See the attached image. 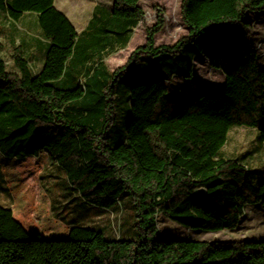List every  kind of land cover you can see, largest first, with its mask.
I'll return each instance as SVG.
<instances>
[{
	"label": "trees",
	"instance_id": "16d2710c",
	"mask_svg": "<svg viewBox=\"0 0 264 264\" xmlns=\"http://www.w3.org/2000/svg\"><path fill=\"white\" fill-rule=\"evenodd\" d=\"M54 1L0 0V13L14 20L36 12L48 42L37 74L20 47L12 54L18 72L0 55V167L13 196L12 207L0 205V264H264V238L157 236L159 214L218 231L237 227L246 205H264V176L256 179L241 158L221 156L234 126L256 128L264 143V69L247 20L248 12L264 11V0H182L185 36L157 45L160 12L146 27L145 43L110 70L104 59L111 39L126 47L145 15L141 0H113L110 12L91 19L90 29L100 26L102 54L70 85L62 79L79 34ZM196 56L221 70L225 81L179 105L167 82L192 78ZM140 64L146 77H132L119 94L121 76ZM158 64L175 70L153 72ZM117 111L127 121L114 141ZM55 164L92 205L112 208L127 198L135 237L110 238L55 213L40 180L43 168Z\"/></svg>",
	"mask_w": 264,
	"mask_h": 264
},
{
	"label": "rangeland",
	"instance_id": "374dc122",
	"mask_svg": "<svg viewBox=\"0 0 264 264\" xmlns=\"http://www.w3.org/2000/svg\"><path fill=\"white\" fill-rule=\"evenodd\" d=\"M101 2L110 7L112 0H101ZM181 3L182 0H141L140 5L145 11L144 18L134 31L128 46L129 49H121L108 57L109 67L115 69L123 65L132 50L145 43L146 27L156 22L160 12L164 16V27L156 34L157 45H172L179 38L185 36L188 33V28L181 16ZM67 5L72 7L70 3ZM91 11L89 10V15H91ZM247 20L251 24L250 43L258 54L260 66L264 69V11L248 12ZM2 56L7 61V68L12 70L14 65L6 50H2ZM142 67L143 65L140 64L136 69L137 71L131 70L121 76L119 94L128 86L132 77L138 79L146 77L139 73ZM152 68L153 72L156 73H168L175 70L171 64H158ZM168 81V96L170 100L180 105L188 103L201 92H211L218 89L224 83L225 76L221 70L211 67L203 56H196L193 60L192 78L177 76ZM117 114V123L111 129L114 134V141L126 130L127 118L125 114L119 111ZM221 156L241 158L250 167L251 173L257 172L255 174L256 179L264 176V143L258 139V130L254 127H232ZM40 180L49 191L53 211L67 222L102 229L110 238L135 237L134 212L127 198L112 208L92 205L83 200L77 191L71 189L65 170L58 164L43 168ZM12 201V193L0 167V205L9 207ZM157 220V236L159 238H188L205 241L264 238V205L261 203L246 205L239 224L233 229L211 231L188 228L164 214H159Z\"/></svg>",
	"mask_w": 264,
	"mask_h": 264
},
{
	"label": "crops",
	"instance_id": "0c3cea01",
	"mask_svg": "<svg viewBox=\"0 0 264 264\" xmlns=\"http://www.w3.org/2000/svg\"><path fill=\"white\" fill-rule=\"evenodd\" d=\"M69 3L72 5L71 8L67 5ZM54 4L67 15L79 34L75 54L69 61L66 74L62 79V83L70 85L78 75H85L96 59L102 54L99 49L104 44V40H99L101 36L100 26H97V24L95 28L90 29L91 19L94 13L99 14L100 11L104 10L110 12L112 10L113 0L110 7H107L101 0H55ZM89 10H92L91 15H89ZM97 18L101 19V16L94 17L93 21ZM138 26L139 24L134 28L132 36ZM132 36L124 48H121V44L116 42L115 38L111 39L114 43L109 47L110 49L107 51V56L104 59L105 65L110 70L113 69L108 65V57L121 49H129L128 46L131 43ZM0 44L1 57L5 60L2 56V50H6L14 65L11 71L18 72V68L12 59L15 47H20L23 50L24 56L28 59V63L34 74L42 70L45 63L48 42L42 36L38 23V14L36 12H25L19 20H14L7 13H0ZM5 62L7 65L6 60ZM12 206L13 201L9 207Z\"/></svg>",
	"mask_w": 264,
	"mask_h": 264
}]
</instances>
